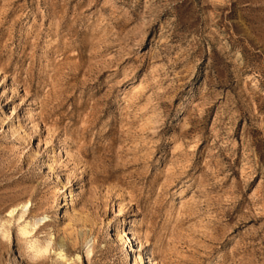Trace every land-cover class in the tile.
I'll use <instances>...</instances> for the list:
<instances>
[{"label":"rangeland","instance_id":"rangeland-1","mask_svg":"<svg viewBox=\"0 0 264 264\" xmlns=\"http://www.w3.org/2000/svg\"><path fill=\"white\" fill-rule=\"evenodd\" d=\"M0 264H264V0H0Z\"/></svg>","mask_w":264,"mask_h":264},{"label":"bare ground","instance_id":"bare-ground-1","mask_svg":"<svg viewBox=\"0 0 264 264\" xmlns=\"http://www.w3.org/2000/svg\"><path fill=\"white\" fill-rule=\"evenodd\" d=\"M68 198H71V196L68 195V196L65 197V199H68ZM27 208H28V202H26V203H22V204H21V209H22V211L20 212V218H22V217L24 216V214H25ZM14 210H15V208L12 207V209L9 211V214H12V213L14 212ZM42 219H43V218H41V219H36V220L33 222V224L38 223V222L41 221ZM24 222H25V224H24L23 226L19 227V232H20L22 235H24V234L27 233V232H26V226H27L28 224H30V221H28V220H24ZM35 240H36V239H32L31 241L33 242V244L30 243V246H29V250H30L32 253H35V254L41 255V254H43V253H45V252L48 251L49 243L46 242L44 245H42V244H37V245H35V244H34V241H35ZM89 242H90V240H89L88 242L85 243V251H84V253H85L86 257H88V255H89V253H90V245H89ZM130 242H131V241L129 240V237L127 236V237H126V243H130ZM57 255H58L59 257H61L60 252H58ZM219 257H220V256H219ZM61 258H62V257H61ZM148 260H150V259H148Z\"/></svg>","mask_w":264,"mask_h":264}]
</instances>
